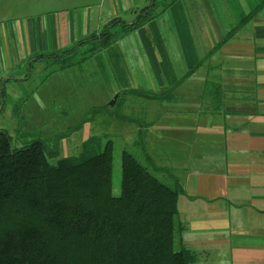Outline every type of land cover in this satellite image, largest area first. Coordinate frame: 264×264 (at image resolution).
Returning a JSON list of instances; mask_svg holds the SVG:
<instances>
[{"label":"crops","instance_id":"0c3cea01","mask_svg":"<svg viewBox=\"0 0 264 264\" xmlns=\"http://www.w3.org/2000/svg\"><path fill=\"white\" fill-rule=\"evenodd\" d=\"M150 1L0 0L1 89L4 78L29 80L38 55L68 49L114 18L134 23V10ZM23 65L30 73L12 75ZM67 72L81 85L71 78L74 100L84 91L92 107L130 89L170 90L162 100L127 96L141 109L123 116L137 124L151 115L131 129V146L158 178L182 187L177 247L189 248L195 264H264V0H175L78 67L47 77L69 83ZM148 142L171 143L157 157L166 165L147 155Z\"/></svg>","mask_w":264,"mask_h":264},{"label":"trees","instance_id":"16d2710c","mask_svg":"<svg viewBox=\"0 0 264 264\" xmlns=\"http://www.w3.org/2000/svg\"><path fill=\"white\" fill-rule=\"evenodd\" d=\"M174 1L151 0L134 10V23L114 18L70 48L38 55L34 61L62 69L77 66L70 59L79 48L88 47V55L78 65ZM191 74L193 69L178 83ZM169 92L130 89L120 96L162 100ZM81 125L58 134L52 148L39 139L15 148L0 130V264H195L196 255L176 242L183 229L177 222L181 185L163 182L123 151L120 193L113 195L111 140L101 146L89 138L77 157L59 158L57 142ZM142 135L138 132V139Z\"/></svg>","mask_w":264,"mask_h":264},{"label":"rangeland","instance_id":"374dc122","mask_svg":"<svg viewBox=\"0 0 264 264\" xmlns=\"http://www.w3.org/2000/svg\"><path fill=\"white\" fill-rule=\"evenodd\" d=\"M83 55H88V47L83 46L79 48L77 54L70 59V61H75L77 66L74 67H78L77 62L80 61V57ZM47 61L49 62L50 60ZM45 66L46 62L33 65L31 76L24 83L15 81L4 83L6 78L3 79L4 97L0 96V130L5 131L9 135L13 147H22L33 140L39 139L44 141L48 148H52L55 145V138L58 137V134L72 129L81 122L82 125L78 131L71 132L72 134L67 138L57 142L59 158L77 157L81 153L83 144L89 138L97 139V143L101 146L106 140H111L113 143V195L120 193L121 156L123 151L132 153L139 163L146 166L155 174V171L149 165L150 163L148 164L145 161V153L143 154L131 146L132 142L136 140V136L133 139L129 135L133 127L138 128L147 124L150 121L151 115L148 114V117H144L146 122L144 119L142 121L138 119L139 122L137 124L135 122H126L125 119L119 117L123 116L124 113L127 115L138 113L141 109L139 102L132 103L129 101L130 97H121L120 92L114 99L107 101L113 102L111 106L104 104L103 106L92 107V105L84 103L83 100L87 99L84 91L83 93L81 91L84 99L78 94L74 100V97L71 95L74 91L70 88L75 85L71 81V78L74 79L72 77L73 73L67 72L62 74L67 78L69 77L67 80L69 83H64V79L59 73L47 77L49 73L55 72L59 68L58 65L47 66V69ZM21 69L24 71L22 74L26 72L27 74L30 73V70H27L23 65L14 68L11 71L12 75L24 76L19 75ZM74 80L78 83L79 88L81 86L79 85V78H75ZM78 88L76 87L77 91L80 90ZM1 90L0 87V92ZM95 108L100 109V112L91 115L89 112ZM126 118L129 119L131 116ZM170 146V142L161 147L157 146L154 142H150V144L148 142L146 152H148L147 155L153 156L156 159L154 162L157 164L154 163L155 165H166L165 161H160L157 157H164L161 154L162 151L166 147H169L170 150ZM51 162L54 163L55 160Z\"/></svg>","mask_w":264,"mask_h":264},{"label":"water","instance_id":"95a60500","mask_svg":"<svg viewBox=\"0 0 264 264\" xmlns=\"http://www.w3.org/2000/svg\"><path fill=\"white\" fill-rule=\"evenodd\" d=\"M128 24H132V23H128ZM113 102L110 103V106L112 105Z\"/></svg>","mask_w":264,"mask_h":264}]
</instances>
